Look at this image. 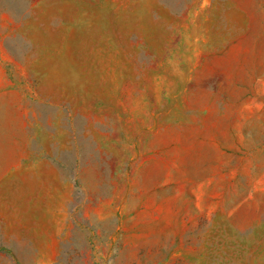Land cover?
Returning a JSON list of instances; mask_svg holds the SVG:
<instances>
[{
  "label": "rangeland",
  "instance_id": "obj_1",
  "mask_svg": "<svg viewBox=\"0 0 264 264\" xmlns=\"http://www.w3.org/2000/svg\"><path fill=\"white\" fill-rule=\"evenodd\" d=\"M0 264H264V0H0Z\"/></svg>",
  "mask_w": 264,
  "mask_h": 264
}]
</instances>
